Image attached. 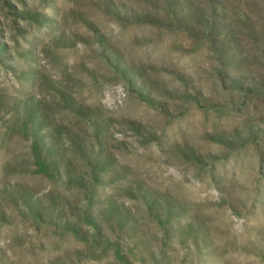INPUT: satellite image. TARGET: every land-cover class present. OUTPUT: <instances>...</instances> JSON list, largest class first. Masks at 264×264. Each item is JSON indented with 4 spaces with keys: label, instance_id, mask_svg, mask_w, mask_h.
<instances>
[{
    "label": "rangeland",
    "instance_id": "1",
    "mask_svg": "<svg viewBox=\"0 0 264 264\" xmlns=\"http://www.w3.org/2000/svg\"><path fill=\"white\" fill-rule=\"evenodd\" d=\"M0 264H264V0H0Z\"/></svg>",
    "mask_w": 264,
    "mask_h": 264
}]
</instances>
